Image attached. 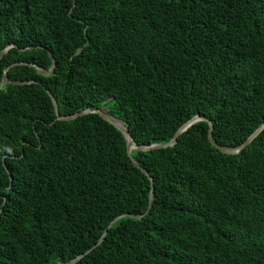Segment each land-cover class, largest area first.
Masks as SVG:
<instances>
[{
  "label": "trees",
  "instance_id": "obj_1",
  "mask_svg": "<svg viewBox=\"0 0 264 264\" xmlns=\"http://www.w3.org/2000/svg\"><path fill=\"white\" fill-rule=\"evenodd\" d=\"M0 264H264V0H0ZM55 60L52 74L45 70ZM9 69L3 80L4 69ZM13 82H32L16 85ZM3 163L6 167L3 166ZM141 215L136 220L123 215ZM123 216V217H120ZM114 223L108 228L111 222Z\"/></svg>",
  "mask_w": 264,
  "mask_h": 264
},
{
  "label": "water",
  "instance_id": "obj_2",
  "mask_svg": "<svg viewBox=\"0 0 264 264\" xmlns=\"http://www.w3.org/2000/svg\"><path fill=\"white\" fill-rule=\"evenodd\" d=\"M11 47H13V46H8L6 49L2 50L1 53H0V58ZM49 57H50V60H51V66H50V68L48 70H45V69L40 68V67H38L36 65H33V64H26V63H20V64L29 65V66L35 68L39 74L47 76V75L52 74V72L54 71V68H55V60H54L53 56L50 53H49ZM16 65H19V64L18 63L12 64V65H10V66H8V67H6L4 69V72H3V80H4V82L10 83L7 80V78H6V73H7V71L9 69H11L12 67H14ZM30 83H32V82H13V84H16V85H24V84H30ZM46 93L48 94V96H49V98L51 100V103H52V105L54 107L56 120H59V121H70V120H73V119H76L78 117H82V116H85V115L95 114V115H98L102 120H104L107 123H109L112 126H114L123 135V137L126 140L127 154H128L129 159L131 160V163L133 164V166L139 168L141 170V172L144 173L149 178V181H150L149 200H148V205H147L146 211H145L143 216H145L146 214H148L150 212V209H151V206H152V200H153V179L148 175L147 171L144 170L143 168H141L139 166V164L132 158V156L130 154V152L132 150H137V151H140V152H148V151H153V150H158V149L173 148L175 146L176 142H177V137L179 135L184 133L193 124H195L197 122H200V121H203V122H207L208 123V132H207V140H208V142L216 150H218L221 154H224V155H236V154H239L247 145L251 144V142L260 133H262L264 131V124H262L240 146H237V147L221 146V145H218L213 140V137H212L213 126H212L211 122L209 120L205 119V118H202V117L196 115V116L192 117L190 120H188L187 122H185L175 132L173 138L169 142L162 143V144H154V145H150V146H140V145H137L134 142V140L132 139V137L128 133V130H127L126 126H124L123 122L121 120L117 119V118H114V117L110 116V114L108 113V110H107L106 107L102 106L100 108L93 109V110H91V109L82 110V111L78 112L77 114H74V115H71V116H67V117H62V116H59V114H58V110H57V105H56L55 99L53 98V96L50 94V92L48 90H46ZM3 166L5 167L4 163H3ZM5 169H6V167H5ZM123 216L130 217V218H133V219H136V220H141V218L143 217L141 215H130V214H126V215H123ZM123 216H120V217H123ZM113 223H114V221L109 224L108 228H110ZM106 233H107V231H104L103 235L98 240V242L91 249H89L85 254L89 253L92 249H94L97 246H99L102 243V241L104 240ZM85 254L79 255V256H77V257H75V258H73V259H71V260H69L67 262H59L57 264H76L78 261H80L82 259V257Z\"/></svg>",
  "mask_w": 264,
  "mask_h": 264
}]
</instances>
